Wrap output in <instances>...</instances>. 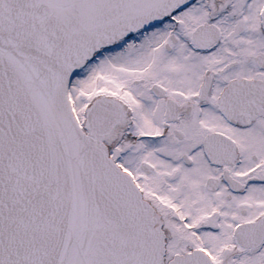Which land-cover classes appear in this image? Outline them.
I'll list each match as a JSON object with an SVG mask.
<instances>
[{"label":"snow or ice","instance_id":"snow-or-ice-1","mask_svg":"<svg viewBox=\"0 0 264 264\" xmlns=\"http://www.w3.org/2000/svg\"><path fill=\"white\" fill-rule=\"evenodd\" d=\"M0 264H264V0H0Z\"/></svg>","mask_w":264,"mask_h":264}]
</instances>
